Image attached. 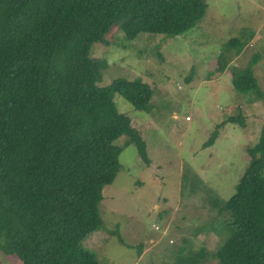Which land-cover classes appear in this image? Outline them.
I'll return each instance as SVG.
<instances>
[{
	"label": "trees",
	"instance_id": "trees-1",
	"mask_svg": "<svg viewBox=\"0 0 264 264\" xmlns=\"http://www.w3.org/2000/svg\"><path fill=\"white\" fill-rule=\"evenodd\" d=\"M207 8V0H0V253L20 264H100L83 241L104 224L102 189L120 169L116 139L126 135L148 163L140 132L114 96L148 111L154 89L141 79L100 85L106 61L91 56L92 46H107L113 28L127 42L142 33L181 35ZM228 46L237 55L245 44ZM227 56L220 73L230 70ZM257 61L231 72L243 95L259 91ZM227 119L244 124L239 113ZM247 152L234 193L214 204L229 236L216 232L214 217L199 232L213 234L217 249L202 243L174 264H264V124Z\"/></svg>",
	"mask_w": 264,
	"mask_h": 264
},
{
	"label": "rangeland",
	"instance_id": "rangeland-1",
	"mask_svg": "<svg viewBox=\"0 0 264 264\" xmlns=\"http://www.w3.org/2000/svg\"><path fill=\"white\" fill-rule=\"evenodd\" d=\"M207 3L205 16L187 33H142L127 42L113 28L107 46H92L91 56L106 61L100 85L141 79L154 89L148 111L114 96L140 132L148 163L126 135L116 139L120 169L102 189L104 224L83 241L100 264H174L179 253L189 255L202 243L215 250L220 241L199 232L214 217L216 232L230 234L214 204L217 195L234 193L251 161L247 149L258 142L264 124V0ZM231 40L245 44L240 54L228 46ZM224 56L230 70L220 73ZM254 59L259 91L243 95L231 72L242 74ZM238 113L243 125L227 119ZM219 123L214 143L204 147ZM0 264L20 262L0 253Z\"/></svg>",
	"mask_w": 264,
	"mask_h": 264
},
{
	"label": "crops",
	"instance_id": "crops-1",
	"mask_svg": "<svg viewBox=\"0 0 264 264\" xmlns=\"http://www.w3.org/2000/svg\"><path fill=\"white\" fill-rule=\"evenodd\" d=\"M217 195V194H216ZM216 197H219V198H221V199H227V198H222L220 195H217ZM211 235H213V234H211Z\"/></svg>",
	"mask_w": 264,
	"mask_h": 264
}]
</instances>
